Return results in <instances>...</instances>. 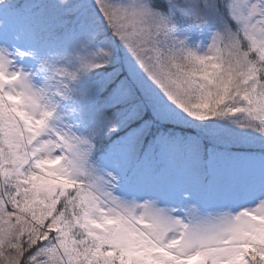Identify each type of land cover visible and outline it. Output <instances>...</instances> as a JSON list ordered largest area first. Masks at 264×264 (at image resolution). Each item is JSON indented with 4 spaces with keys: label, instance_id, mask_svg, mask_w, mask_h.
Here are the masks:
<instances>
[{
    "label": "snow or ice",
    "instance_id": "snow-or-ice-1",
    "mask_svg": "<svg viewBox=\"0 0 264 264\" xmlns=\"http://www.w3.org/2000/svg\"><path fill=\"white\" fill-rule=\"evenodd\" d=\"M0 264H264V0H0Z\"/></svg>",
    "mask_w": 264,
    "mask_h": 264
},
{
    "label": "rangeland",
    "instance_id": "rangeland-1",
    "mask_svg": "<svg viewBox=\"0 0 264 264\" xmlns=\"http://www.w3.org/2000/svg\"><path fill=\"white\" fill-rule=\"evenodd\" d=\"M209 41H210V37H209ZM197 43H202L201 41H197ZM205 50H206V48H205Z\"/></svg>",
    "mask_w": 264,
    "mask_h": 264
}]
</instances>
